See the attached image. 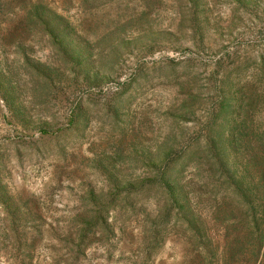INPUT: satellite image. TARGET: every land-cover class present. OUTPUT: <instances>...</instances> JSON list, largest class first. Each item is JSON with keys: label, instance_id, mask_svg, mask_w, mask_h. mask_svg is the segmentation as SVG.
I'll return each instance as SVG.
<instances>
[{"label": "rangeland", "instance_id": "obj_1", "mask_svg": "<svg viewBox=\"0 0 264 264\" xmlns=\"http://www.w3.org/2000/svg\"><path fill=\"white\" fill-rule=\"evenodd\" d=\"M39 1L69 23L90 51L88 68L104 77L85 89L99 93L92 95L96 108L77 131L64 134L73 103L67 94L80 86L82 66H64L47 35L21 29L19 1L15 13L0 17V37L10 34L6 26L15 28L33 65L0 66V86L16 89L8 98L0 91V264H201L178 227L150 247L153 202L137 216L111 211L113 232L97 231L78 261L69 248L81 198L90 190L108 196V177L119 168L144 176L142 152L162 142L171 105L180 114L188 100L195 114L173 129L192 130L208 95L217 99L212 92L219 84L240 102L264 92V0ZM20 49L1 41L0 56L20 59ZM127 88L115 118L107 108ZM43 128L60 135L42 136ZM130 155L133 168L123 165ZM203 214L213 221L206 202Z\"/></svg>", "mask_w": 264, "mask_h": 264}, {"label": "trees", "instance_id": "obj_2", "mask_svg": "<svg viewBox=\"0 0 264 264\" xmlns=\"http://www.w3.org/2000/svg\"><path fill=\"white\" fill-rule=\"evenodd\" d=\"M17 1L23 11L18 22L21 29L47 35L53 54L64 66H82L77 74L79 78L83 77L80 86L76 85L67 94L68 98H73V103L64 134L75 132L82 119L97 106L93 103L95 100H91L92 95L99 93L85 89L104 76L99 69L88 68L91 65L89 49L79 36L71 34L69 23L44 1L0 0V17L7 18L13 13ZM194 7L197 13V2ZM5 30H10V34L0 37L3 44L20 49L15 28L12 27V32L6 26ZM23 50L22 46L20 59L17 54L12 60L0 56V66H33ZM123 85L125 87L126 83ZM11 88L15 87L10 84L0 86L3 97H7ZM129 88L115 94V108H107L115 111L111 115L118 113L123 95ZM215 91L217 99L212 100L213 95L207 94V106L192 130L173 129L186 119L187 113L195 114L188 100L182 103V114L175 113L178 108L174 105L168 108L167 129L162 142L154 152H142L143 177L125 176L119 168L114 177H108L111 184L108 196L90 190L85 198H81L84 209L69 248L73 262L85 254L97 231L108 235L113 232L109 224L111 211L123 208L137 216L141 208H148L153 202L156 216L151 222L150 247H158L164 241L166 230L174 226L187 236L201 264H264V92L247 101L242 98L240 102L227 96L223 84L212 93ZM85 107L88 108L84 110ZM41 132L49 138L60 135L46 128ZM137 154L135 150L134 155ZM127 158L129 161L123 165L133 168L136 159L132 155ZM205 202L214 216L213 221L203 216Z\"/></svg>", "mask_w": 264, "mask_h": 264}]
</instances>
